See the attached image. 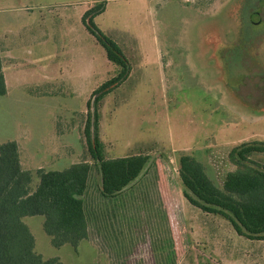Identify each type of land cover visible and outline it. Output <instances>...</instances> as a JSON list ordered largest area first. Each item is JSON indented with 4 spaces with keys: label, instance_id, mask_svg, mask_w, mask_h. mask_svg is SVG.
Listing matches in <instances>:
<instances>
[{
    "label": "rangeland",
    "instance_id": "1",
    "mask_svg": "<svg viewBox=\"0 0 264 264\" xmlns=\"http://www.w3.org/2000/svg\"><path fill=\"white\" fill-rule=\"evenodd\" d=\"M0 2L1 12L5 4L7 8H45L39 5L46 0ZM16 15L0 17L14 16L11 20L16 25ZM52 22L55 34L69 36L64 53L76 57H71L76 69L85 66V82L71 97L36 99L22 90L9 99L0 97V144L13 141L18 121L23 131L50 134L52 117L62 116L70 107L74 112L69 119L68 162L74 163L82 160L86 149L81 138L86 99L116 76L118 68L108 64L104 49L74 11H55ZM93 22L105 36L119 42L131 68L129 78L99 103L105 156H114L116 145L134 143V153L151 154L153 163L157 161L177 179L178 158L188 155L221 188L227 172L234 170L229 152L242 143L264 142V0H107L104 13ZM63 121L54 120L58 133ZM251 160L264 166V154H255ZM31 173L34 190L38 176L37 171ZM96 176L95 169L92 189ZM183 219L199 264H264V240L238 239L221 228L218 219L190 205ZM43 221L42 216L23 219L34 237L35 251L45 259L59 258L62 264L119 263L111 253L101 260L98 249L88 245L78 250L69 245L54 248L43 231ZM90 227L93 244L100 238L93 224ZM197 227L205 233L200 234ZM103 242L107 246V240ZM143 250L140 258L148 256V246Z\"/></svg>",
    "mask_w": 264,
    "mask_h": 264
},
{
    "label": "crops",
    "instance_id": "2",
    "mask_svg": "<svg viewBox=\"0 0 264 264\" xmlns=\"http://www.w3.org/2000/svg\"><path fill=\"white\" fill-rule=\"evenodd\" d=\"M95 3L96 0H46L39 5V7L45 8H32L31 5H25L21 8H7L8 6L5 4L0 14L18 13V15H16V25L12 24L14 21L11 20L12 17L15 18L14 16L0 17V65L6 89V93L0 97L9 99L16 90H22L24 95L36 99L54 96L71 97L78 85L85 82V66L82 70L76 69L71 60V57L73 59L76 57L64 53L69 36L64 37L54 33L53 28H51L53 25L52 16L55 11H74L82 22L83 15ZM83 5L85 7L81 8L80 6ZM175 7L184 8L176 4ZM35 10H46L47 12L46 14H37L34 12ZM65 17L63 18L65 19ZM45 27L46 30L42 32V28ZM137 39L140 43V39ZM115 41L120 46L119 42ZM121 50L123 49L121 48ZM107 61L110 66L111 64L114 65L108 59ZM115 67L117 66L115 65ZM87 102L86 99L85 108L82 111L85 113L84 124L87 115ZM71 111H73L72 108L68 107L62 116H53L51 119L53 131L46 136L21 130V122L18 121L17 135L10 140H13L17 145L19 164L23 171H62L83 161L89 164L90 170L86 188L81 197L87 224V239L81 241L75 249H80L82 245L96 248L101 254V260L109 258L108 254L111 253V256L115 255L114 257L119 262L116 264H199V254L189 239V230L183 223L184 209L190 204L183 196L181 182H178L179 176L177 179H173V176L167 174L166 167L164 169L157 161L153 163L151 154L134 153V143H128L124 146L116 145L118 147L113 148L115 155L106 158L116 159L147 155L149 161L140 176L124 191L114 197H103L100 193L101 179L98 168L88 159L86 149H83L81 161L68 162L71 152L69 145L72 139L69 120ZM99 115L98 130L101 140L100 112ZM58 118H62L66 122L63 121L62 131L59 133L54 122ZM82 136L83 132L81 138ZM82 142L84 147V138H82ZM95 169L99 176L95 177L96 182L92 189L90 178ZM38 182L39 179L36 186ZM210 216L218 219L219 226L226 231H232L231 233L235 234L238 239L250 240L238 236L225 219L219 216ZM89 220L93 222L90 223ZM91 224H93V231H96L95 236L98 235L97 237L100 238L93 244L90 240ZM181 229H184L185 233H182ZM196 229L200 230L198 227ZM204 233V229H201L200 234ZM101 239L107 240V246ZM65 246L67 244L62 247ZM146 246H148V256L140 258V253ZM143 252L146 255L144 250ZM136 257H138L137 260H135Z\"/></svg>",
    "mask_w": 264,
    "mask_h": 264
},
{
    "label": "trees",
    "instance_id": "3",
    "mask_svg": "<svg viewBox=\"0 0 264 264\" xmlns=\"http://www.w3.org/2000/svg\"><path fill=\"white\" fill-rule=\"evenodd\" d=\"M107 0H96L82 17L87 31L102 46L107 59L118 67L115 77L92 92L87 102L83 138L88 159L100 174V193L114 197L129 187L148 164L147 155L108 159L100 140L99 103L130 74V63L121 48L94 24L105 10ZM6 93L0 65V96ZM264 154V142H246L234 147L227 172L218 187L195 158H178V176L185 200L203 213L229 222L238 236L264 240V166L251 160ZM90 166L86 161L62 171L38 170V185L31 189L33 175L20 168L15 142L0 144V264H62L59 258L45 259L35 251V240L23 222L24 217L42 216L43 230L54 248H76L87 239V224L81 197Z\"/></svg>",
    "mask_w": 264,
    "mask_h": 264
}]
</instances>
